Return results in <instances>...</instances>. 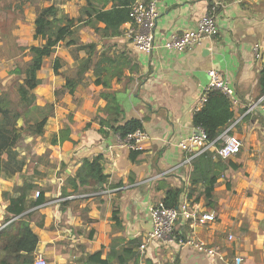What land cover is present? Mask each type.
Returning a JSON list of instances; mask_svg holds the SVG:
<instances>
[{
	"label": "crops",
	"instance_id": "crops-1",
	"mask_svg": "<svg viewBox=\"0 0 264 264\" xmlns=\"http://www.w3.org/2000/svg\"><path fill=\"white\" fill-rule=\"evenodd\" d=\"M54 4L60 16L77 18L86 0ZM212 5L218 6L215 36L185 51L162 46L172 33L195 29ZM158 10L157 47L151 54L136 50L124 34L106 39L91 26L80 29L81 42L97 43L98 50L110 56L125 53L129 65L122 77L110 80L109 87L95 83L92 68L71 94L65 87L66 78L75 75L79 60L87 54L64 42L46 58L53 59L47 73L44 65L38 72L42 84L34 91L35 104L53 106V113L42 135H24L18 142V158L25 159L22 168L9 171L6 154L0 167V230L18 218L7 211L10 198L20 194L14 187L37 186L27 194L24 213L29 214L31 228L40 238L35 260L43 256L48 264H87L95 252L102 251L106 259L114 251L111 264H120L129 241L136 239L140 240L135 247L140 264H148V259L153 264H233L236 256L244 258L243 264H264V115L247 113L249 105L258 100V74L264 63V0H159ZM35 19L36 11H29L25 20L11 25L10 36L0 32V78L9 71L16 73L17 67L7 56L2 39L15 38L20 45L29 40L30 47L45 42L34 37ZM31 39L41 43L32 44ZM257 43L262 45L260 59L253 49ZM56 58L61 63L59 74L53 68ZM212 69L229 79L237 96L234 118L221 132L233 126L230 133L243 141V147L238 155L223 160L227 166L232 162L238 167L230 165L220 171L210 206L204 184L192 183V162L198 156L188 162V153L179 143L197 133L193 115ZM108 92L115 93L122 120L104 125L100 120L107 121L109 116L103 94ZM132 119L140 120L148 134L135 162L112 128ZM63 130L69 139L53 143ZM98 155L103 157L107 180L76 189L77 170L84 160ZM181 188L179 202L188 199L214 212L217 220L206 224L179 220L176 232L220 247L223 260L213 261L177 242H149L140 250L152 230L150 206L164 200L169 190ZM37 191H43L46 201L34 205Z\"/></svg>",
	"mask_w": 264,
	"mask_h": 264
},
{
	"label": "trees",
	"instance_id": "trees-1",
	"mask_svg": "<svg viewBox=\"0 0 264 264\" xmlns=\"http://www.w3.org/2000/svg\"><path fill=\"white\" fill-rule=\"evenodd\" d=\"M136 0H86V4L81 8V14L77 18H70L68 15H59L58 7L54 4L46 7H39L36 10L35 34L34 37L41 38L45 42L39 46H31L29 52L31 59L27 61L24 68H16V72L24 75L23 81L18 85V94L20 104L26 112L29 107H35L42 113L44 107L35 104V89L42 84L38 72L42 69L45 59L52 56L57 46L64 42L66 46H75L76 52L85 51L87 57L79 60V65L73 77L67 76L66 88L73 94L77 86L83 82L86 73L93 68L97 76L95 83L110 86V80L114 77H122L124 69L129 62L122 52L119 56H110L108 51H99L97 43H83L78 36L79 31L84 26H91L102 38H113L123 35V26L130 20V7ZM104 24L103 27L99 24ZM11 26V25H10ZM10 26L2 20L0 22V32L5 35L10 34ZM78 59V54H75ZM61 67L60 59L56 58L54 63V72L59 74ZM258 99L264 95V63L258 74ZM103 97L107 101L104 109L108 114L107 121L100 120L101 124L109 125L113 121L122 120V109L118 103L114 92L104 93ZM5 94L0 95V167L2 165V156L7 155L6 168L15 172L22 168L25 159L18 158L16 146L24 135H42L48 121L49 114H45L36 122L30 124L28 119L24 126L19 128L16 122L21 118V113L16 112L12 115V108ZM51 113H53V106ZM233 104L230 98L220 90H213L207 103L198 111L194 112L193 124L195 127H202L209 141L218 138L221 131L225 129L234 118ZM13 118V119H12ZM11 120V121H10ZM113 130L122 138L133 133L138 128H143L140 120L132 119L126 123L112 126ZM63 130L53 139V143L69 139V135ZM142 150H131L130 158L133 162L137 160V155ZM102 155L93 159L84 160L81 167L77 170L74 179L75 188L79 186L94 185L107 180L104 173ZM192 183L204 184V196L207 204L212 205L213 193L221 170L230 165L238 167L237 164L230 162L227 166L222 159L214 157V152L208 150L193 160ZM79 182L77 183V179ZM37 186L25 183L23 186H15L14 191H19L17 197L10 198V204L7 211L12 217H18L10 224L0 230V264H34L35 251L39 243V236L33 231L30 225L29 214H24L27 210L26 197L30 190ZM34 205L42 204L46 201L43 191ZM181 189H171L167 192L164 202L167 206L175 207L179 203ZM114 219L118 216L115 212ZM140 240H130L129 247L120 256V264H140V253L135 249ZM115 255L113 251L106 259L102 258V251L95 252L87 258V264H111V259ZM148 264H153L147 260Z\"/></svg>",
	"mask_w": 264,
	"mask_h": 264
},
{
	"label": "built area",
	"instance_id": "built-area-1",
	"mask_svg": "<svg viewBox=\"0 0 264 264\" xmlns=\"http://www.w3.org/2000/svg\"><path fill=\"white\" fill-rule=\"evenodd\" d=\"M159 0H136L130 7V20L124 28V35L131 41L139 52L151 54L157 47L155 28L159 18L158 10ZM218 6H210L208 12L200 18L195 29H188L182 33H172L162 44L163 47L185 51L201 44L205 39L215 36L219 32L217 22ZM260 43L255 44L254 53L257 59L261 58ZM213 90H220L226 94L232 104L237 102L236 91L230 84L229 79L220 71L212 69L209 71V82L203 87L196 110H200L208 101L209 95ZM262 113L264 115V95L257 101L250 104L247 113ZM233 126H229L220 133L214 141H209L205 130L202 127H196L197 133L188 136L180 141L179 146L188 153L187 161H192L195 157L211 150L217 159L228 160L238 155L243 147V141L234 134H231ZM148 134L143 128L136 129L133 133L122 138L117 137L120 146H125L130 150H142L143 142ZM39 191L36 192L38 197ZM152 222V230L147 235V240L140 245V250L147 248L149 242H177L182 245H188L195 251L209 257L213 261L223 260L224 253L221 248L198 239L195 236L182 237L176 232V223L179 220L190 222L191 224H206L217 220L214 212L204 211L190 200L185 199L177 206H167L164 200L154 203L149 208ZM232 236L230 235V239ZM244 258L236 256L233 264H243ZM34 264H48L43 256L36 258Z\"/></svg>",
	"mask_w": 264,
	"mask_h": 264
},
{
	"label": "rangeland",
	"instance_id": "rangeland-1",
	"mask_svg": "<svg viewBox=\"0 0 264 264\" xmlns=\"http://www.w3.org/2000/svg\"><path fill=\"white\" fill-rule=\"evenodd\" d=\"M51 3H61V0H0V22L2 20L5 24H8L9 26L13 24L14 26L17 22L25 20V14L27 12L36 11L39 7L50 6L52 5ZM9 29H11V26ZM1 41H4L3 44L7 49V56L12 58L14 66H17L16 68H24L27 61L31 59V54L29 52L30 41L23 40L21 41L22 45H20V41H17L15 38L6 40L2 39ZM31 43L40 44L41 40L31 39ZM12 54H14L13 57L11 56ZM52 63V57L45 61L44 67L46 73L49 65L51 66ZM23 76L24 75L17 72L13 73L9 71V74L5 78H0V95L5 94V96H7L10 102L9 105L13 110L12 115L16 112L22 114L21 118L16 122L18 128L19 126H24L27 119L29 123L32 124L43 115L51 113V107L49 105L44 106L43 113L35 107H29L26 112L24 111L23 106L20 104L18 94V85L23 80ZM20 143L23 144L22 142Z\"/></svg>",
	"mask_w": 264,
	"mask_h": 264
}]
</instances>
